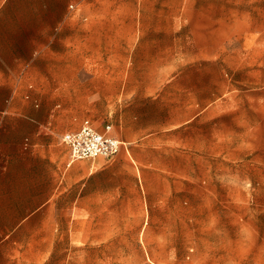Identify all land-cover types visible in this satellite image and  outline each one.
I'll list each match as a JSON object with an SVG mask.
<instances>
[{
	"label": "rangeland",
	"instance_id": "rangeland-1",
	"mask_svg": "<svg viewBox=\"0 0 264 264\" xmlns=\"http://www.w3.org/2000/svg\"><path fill=\"white\" fill-rule=\"evenodd\" d=\"M140 2L86 0L85 31L116 3L118 36L69 39L92 48L79 83L23 86L127 142L119 201L141 211L125 214L116 260L102 243L86 264H264V0H159L146 26Z\"/></svg>",
	"mask_w": 264,
	"mask_h": 264
},
{
	"label": "crops",
	"instance_id": "crops-1",
	"mask_svg": "<svg viewBox=\"0 0 264 264\" xmlns=\"http://www.w3.org/2000/svg\"><path fill=\"white\" fill-rule=\"evenodd\" d=\"M158 1L138 3L143 8L138 9L137 20L145 25L148 7L144 5ZM85 2L0 0V264L100 262L102 243L109 245L111 254L113 246L116 260L119 227L134 225V217L125 214L141 211L130 201H119L127 194L119 183L123 174L117 164L126 160L88 158L72 165L75 160H70L61 136L77 129L80 117L75 115L70 122V112L43 108L35 88L23 87L79 83L80 71L86 68L83 53L91 47L69 39L102 28L105 35L118 36L117 4L108 8L103 25L97 23L87 32L81 26L87 19ZM142 31L141 36L157 32ZM135 35L132 29L125 36ZM121 141V148L128 151L127 142ZM76 168L81 171L77 173ZM141 260L158 264L149 254Z\"/></svg>",
	"mask_w": 264,
	"mask_h": 264
},
{
	"label": "built area",
	"instance_id": "built-area-1",
	"mask_svg": "<svg viewBox=\"0 0 264 264\" xmlns=\"http://www.w3.org/2000/svg\"><path fill=\"white\" fill-rule=\"evenodd\" d=\"M69 7L74 8V4ZM109 130V125L97 130L89 119H84L77 129L62 134L61 140L68 147L70 160L115 156L123 142L112 136Z\"/></svg>",
	"mask_w": 264,
	"mask_h": 264
}]
</instances>
